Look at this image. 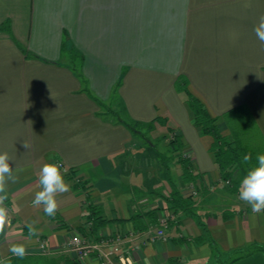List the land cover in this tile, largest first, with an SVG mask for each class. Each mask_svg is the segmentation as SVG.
<instances>
[{
	"label": "crops",
	"instance_id": "obj_1",
	"mask_svg": "<svg viewBox=\"0 0 264 264\" xmlns=\"http://www.w3.org/2000/svg\"><path fill=\"white\" fill-rule=\"evenodd\" d=\"M261 15L264 0H0V152L12 158L16 177L7 183L11 223L0 234V259L24 244L29 255L99 264L100 251L79 258L68 246L76 232L83 235L93 203L108 221L98 234H121L132 264H220L211 242L223 258L255 249L229 264H264V250L255 247L264 246V211L252 213L218 182L214 138L201 133L179 88L187 82L220 130L229 110L246 106L264 141V47L253 31ZM114 93L133 119L159 118L151 138L168 145L171 131L180 137L204 184L194 198L197 216L167 211L171 186L161 162L165 193L124 165L135 136L101 109ZM58 160L72 169L71 178L62 170L70 190L57 194L49 217L32 202L40 169ZM181 174V163L171 161V181L180 187ZM155 208V217L173 216L165 238L146 213ZM199 219L208 232L203 242L196 241L205 234ZM28 224L39 233L30 240Z\"/></svg>",
	"mask_w": 264,
	"mask_h": 264
},
{
	"label": "trees",
	"instance_id": "obj_2",
	"mask_svg": "<svg viewBox=\"0 0 264 264\" xmlns=\"http://www.w3.org/2000/svg\"><path fill=\"white\" fill-rule=\"evenodd\" d=\"M6 27V26H5ZM8 27V25H7ZM6 27V29H8ZM66 37L68 35L66 34ZM73 48V47H72ZM65 46L63 47V50ZM27 52V50H25ZM28 53V52H27ZM186 81H182L181 87L179 88L181 91H184L187 96V103L191 107L194 112V120L195 124L200 127V131L202 134H209L214 138L213 142V150L215 154L216 163L220 172V178L223 181L229 182V188L238 193V187L242 176L245 174L246 167L241 163L242 156L244 154L251 153L252 161L251 164L256 163V157L258 154H264V146H259L255 144V142L248 141V143H244V139H241L239 136V129L243 130V132H248L247 124L245 120L246 115H250L246 106H239L229 110L225 115V120L228 125H230V129L233 131V139H230L228 136L223 135L217 125L218 117L213 116L209 110L205 107L203 102L195 97L188 89ZM119 83L117 84V87ZM88 90V88H87ZM89 94H93L88 90ZM116 92V89H115ZM116 93H114L115 95ZM98 100L97 98H95ZM118 113V112H114ZM119 123L125 125L129 130L132 131L134 136L141 137V139L149 141L148 136L146 134H141L139 131L140 127L145 126V132H149L153 130V121H160L159 118H156L152 122H142L139 120L133 119L127 112L126 109L123 108V118L117 117ZM100 114V113H99ZM106 115H108L105 112ZM244 118V119H243ZM253 121V118L250 117ZM254 123V122H253ZM255 126V125H254ZM238 130V131H237ZM247 141V140H246ZM156 146V145H155ZM157 151V150H156ZM157 157H159L161 165L165 169L166 175L170 181V192L168 200V212L177 213L179 210L184 212L185 214H193L197 216L194 209L195 199L190 194L185 195L181 189L171 181L170 177V162L175 161L181 163L182 165V174L181 178L185 183H196L198 180V173L193 171L192 164L190 159L183 157V146L181 143V139L179 136H172L169 139V144L167 151L156 153ZM250 166V165H249ZM72 171V169L70 170ZM237 175V176H236ZM170 210V211H169ZM157 208L148 210L146 213L152 218L156 225L159 224V214L156 216ZM84 224L79 228V230L83 233L84 236L92 238L93 240L100 241L102 238L98 234L99 228L107 224V220L101 214V210L99 207L93 203L87 204V212L84 214ZM139 217L135 216L134 218ZM133 218V221H134ZM156 218V219H155ZM171 220H169V223ZM134 223L135 228L143 227L141 224V220H135ZM199 225L204 228L205 234L196 239L198 242H203L208 234L207 228L205 224L198 220ZM213 245V249L215 251L216 263L220 264H229L240 258H243L245 255H248L251 251L255 250L253 246L249 248H240L232 252L227 258H223L224 256L218 250L217 246L211 242ZM259 247V249L264 250V246H255ZM257 249V248H256ZM41 254L38 255H27L24 259H18L14 256H8L3 259L6 264H80V261L77 258H62L59 257H47ZM215 264V263H212Z\"/></svg>",
	"mask_w": 264,
	"mask_h": 264
},
{
	"label": "clouds",
	"instance_id": "obj_3",
	"mask_svg": "<svg viewBox=\"0 0 264 264\" xmlns=\"http://www.w3.org/2000/svg\"><path fill=\"white\" fill-rule=\"evenodd\" d=\"M257 40L264 47V15L258 18V22L253 28ZM25 148L28 145L24 143ZM251 153L244 154L241 163L246 167L238 187V199L247 203L252 213L257 214L264 211V154H258L256 163L251 164ZM250 165V166H249ZM15 183L16 177L13 175L12 158L7 152H0V234L4 233L5 227L10 225L8 208L5 201L8 199L7 183ZM40 190L35 193L33 205L39 207L43 205L45 215L55 217L57 211V194L66 193L70 190V185L64 180L61 172V165L50 162L45 163L39 174ZM28 239L39 235L36 228L31 224L27 225ZM8 252L11 256L24 259L28 254V248L24 244H14ZM0 264H6L0 259Z\"/></svg>",
	"mask_w": 264,
	"mask_h": 264
},
{
	"label": "rangeland",
	"instance_id": "obj_4",
	"mask_svg": "<svg viewBox=\"0 0 264 264\" xmlns=\"http://www.w3.org/2000/svg\"><path fill=\"white\" fill-rule=\"evenodd\" d=\"M103 110V112H106L111 120H116V117L113 115L114 112H118V113H114L117 117L123 118V108L122 105L120 103V100L117 96H113V99L111 100L110 103L105 104V106H102L101 108ZM251 115H246L245 116V120L246 124H247V128L248 132H243V130H241V128L239 129V136L241 137V139H244V143H248V141H252L255 142V144L259 145V146H264V141L262 140L259 131L257 130L256 125L253 123V121L251 120ZM244 119V118H243ZM255 125V126H254ZM219 128V126H218ZM222 130H220V132L223 135L228 136L230 139H233V131L230 129V125H226L223 124L221 126ZM139 131L141 132V134H146V136H149V138L151 139V142H147L146 140L141 139V137L135 136L134 139V145L132 147L129 148V156L127 157V159L123 160L124 165L128 168V170H132V172H137L139 174L138 178L139 180H143L145 182H148L150 179H152V182H155V186H158L160 188V190H162V192H168L169 189V183L166 179V177L164 176L163 173V168L160 165V159L158 157H155L154 153L152 151H149V147H151V144L149 143H154L155 146V151L157 150L158 152H165L167 151L168 148V141L162 140V138H158V139H154L150 137V131L149 132H145V126L144 127H140ZM172 136H178L175 132L171 131L170 135L168 136L169 138H172ZM247 140V141H246ZM183 157L190 159V162H192L191 160V156L190 154L183 150ZM60 161V160H58ZM62 168H61V172H62ZM70 169H68V171H64L63 173L65 175V178H71L72 176V172H69ZM220 175V174H219ZM237 176V175H236ZM76 184L80 185L82 181H78L77 177H73L72 178ZM81 180V179H80ZM219 183H222L226 186V188H229V182L226 181H221L220 180V176H219ZM186 185L180 187V185H178V187L181 189V191L185 194V195H189V189H188V185L189 183H185ZM200 185V189L202 188V186H204L203 181ZM170 188V187H169ZM235 193V192H234ZM249 208V207H248Z\"/></svg>",
	"mask_w": 264,
	"mask_h": 264
},
{
	"label": "built area",
	"instance_id": "obj_5",
	"mask_svg": "<svg viewBox=\"0 0 264 264\" xmlns=\"http://www.w3.org/2000/svg\"><path fill=\"white\" fill-rule=\"evenodd\" d=\"M56 163L61 165V168L64 171H68L65 169L64 164L61 161H57ZM221 180V178H220ZM222 181V180H221ZM228 182V181H226ZM202 180L198 178L196 183H189L188 189L189 194L192 197H197L200 195L201 189L200 185ZM173 219V216L170 214L162 215L159 217V224L157 235L165 238V228L169 226V220ZM104 244L111 245L108 249H104L102 246ZM124 238L121 234H118L115 237L102 238L100 241L93 240L92 238L81 235L79 232H76L69 241V249L77 254L79 258H85L89 256V254L93 250L100 251L99 254V264H132L129 257L125 255L123 252ZM41 250L44 252L46 250L45 244H40Z\"/></svg>",
	"mask_w": 264,
	"mask_h": 264
}]
</instances>
